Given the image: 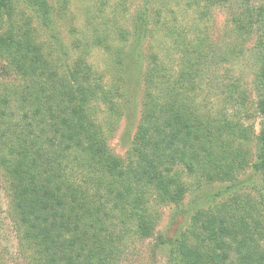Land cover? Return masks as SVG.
<instances>
[{"label": "trees", "instance_id": "trees-1", "mask_svg": "<svg viewBox=\"0 0 264 264\" xmlns=\"http://www.w3.org/2000/svg\"><path fill=\"white\" fill-rule=\"evenodd\" d=\"M18 4L0 0V56L18 81L0 91V166L12 188L16 264H122L129 244L151 237L176 264H264V192L257 214L241 196H231L198 211L171 235L157 232L153 210L175 205L173 219L186 218L189 183L183 175L197 174L199 185L234 183L251 166L264 187V41L255 78L263 121L251 161L240 146L241 123L194 105L209 62L202 49L176 39L173 49L185 45L179 75L150 52L142 84L133 82L140 68L132 74L125 67L127 53L112 32L118 29L119 41L132 43L136 56L146 58L149 0L132 29L117 18L108 27L102 22L71 51L55 33L50 43L38 40V28L54 31L56 25L49 0H27L30 13L19 14ZM93 49L102 50L113 67L91 62ZM138 88L141 120L123 157L112 149L110 134ZM236 93L231 85L225 99L238 102Z\"/></svg>", "mask_w": 264, "mask_h": 264}, {"label": "rangeland", "instance_id": "rangeland-1", "mask_svg": "<svg viewBox=\"0 0 264 264\" xmlns=\"http://www.w3.org/2000/svg\"><path fill=\"white\" fill-rule=\"evenodd\" d=\"M146 0H49L56 7L54 31L38 28V40L50 43L54 33L69 50H74L81 39L90 37L92 31L102 22L111 26L117 18L121 25L132 29L134 17L146 7ZM27 0H19L18 13L25 11ZM150 31L143 50L146 58H138L135 46L119 41L118 29L112 32L116 46L123 45L127 53L125 67L134 73L133 82L142 84L141 74L149 63L150 52H156L164 61V66L179 75L181 66V49H173V41L179 39L186 44H194L198 51L202 49L208 55L209 62L203 72L201 87L198 89L195 106L203 113L218 115L220 111L229 114V118L241 123L244 138L241 148L248 152L251 161L257 159L258 144L256 135L261 129L263 117L257 111L258 88L255 83L256 73L261 66L259 53L264 41V15L260 14L263 2L260 0H149ZM103 27V26H102ZM1 32V31H0ZM116 32V33H115ZM115 33V34H114ZM263 40V41H262ZM54 43V42H53ZM184 43V44H185ZM60 45V42L58 43ZM57 45V46H58ZM188 46V45H186ZM60 47V46H58ZM191 47V46H189ZM194 47V46H193ZM76 51V50H75ZM99 67H113L110 58L100 49H93L88 56ZM138 58V60H137ZM212 58V61L210 60ZM138 77V78H137ZM128 78V77H127ZM7 59L0 56V91L17 84ZM238 89L239 100L225 99L230 86ZM225 92V93H224ZM141 90L133 91L131 102L124 107L123 116L114 124L110 134V145L114 152L125 157L132 147L141 115ZM237 100V99H236ZM198 175H183L189 183L182 206L187 210L184 220L173 219L175 205L154 206L159 215L157 232L174 234L185 222L189 225L191 218L200 210L218 207L231 196H241L244 206L257 214L261 208L263 176L251 166L240 173L232 182H203L199 185ZM11 183L4 169L0 166V264H16L18 235L15 214L11 204ZM156 204L155 202H153ZM152 211V210H151ZM183 228V229H184ZM127 253L123 255L122 264H176L166 247H156V238L133 241ZM234 257V255H233ZM232 257V258H233ZM235 259V258H234Z\"/></svg>", "mask_w": 264, "mask_h": 264}]
</instances>
